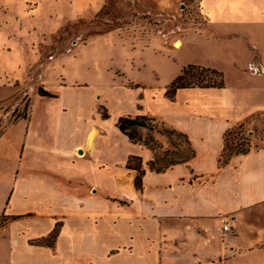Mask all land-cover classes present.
I'll return each instance as SVG.
<instances>
[{
	"label": "rangeland",
	"instance_id": "374dc122",
	"mask_svg": "<svg viewBox=\"0 0 264 264\" xmlns=\"http://www.w3.org/2000/svg\"><path fill=\"white\" fill-rule=\"evenodd\" d=\"M199 1L104 0L101 9L91 16L89 0H0V264L31 261L37 264V257L42 259L39 264H68L53 258L49 250L36 247L42 246V239L48 238L46 243L54 244L56 240L49 238L53 229L41 236L43 231L37 221V185L47 190L43 191L44 195L50 197V193L55 192L58 200H65L59 210L51 211L52 216L59 218L54 227L57 232H61L65 215L70 214L69 206L87 210L88 203L100 204L104 199L123 202L121 196L102 195L94 178L87 180L84 176V170L78 167L81 164L73 166L62 159L63 164L52 166L57 164V159L53 151L48 150L53 142L51 136L68 137L71 132V119L55 115L63 104L80 102L88 111L87 137L92 128L99 129L98 135L106 131L111 134L112 122L106 125L105 131L99 128L100 120L109 113L115 119L122 110L123 100L130 98L119 90L120 81L143 80L151 85H162L180 66L190 61H204L212 54L204 44L209 37L207 31L203 35L205 47L197 44V40L184 43L180 48L174 46L187 24L202 21L198 16ZM235 6L245 9L237 3ZM248 8V13L262 17L255 12V7L253 12L251 5H246ZM207 9H211V4ZM245 22L249 26H240L236 21L228 24L235 32L242 27L247 29L250 43L256 37L262 52L264 27H251L252 22ZM242 41L240 37L230 38L229 53L223 54L225 47H222L219 60L231 66L234 59L243 62L247 57L253 58L251 63H255L257 56L264 62V53L258 55L259 51L251 50L255 47L249 48L248 53V45ZM143 65L147 70L141 68ZM61 86L79 88L80 92L63 93L59 104L53 103V97L39 94L41 89L58 97L57 90ZM94 94L98 95L94 98ZM117 122L118 118L113 124L115 127ZM148 123L156 130L141 129L140 135L143 139L153 136L159 157L174 162L185 160L189 140L162 122ZM226 136L229 148L235 151L255 148L256 136L245 125L235 127ZM112 139L109 138L111 142ZM111 145V151L118 155L120 144ZM82 151L77 148L74 155L85 156ZM38 160L43 163L37 164ZM86 187L85 200L64 198L65 193L85 191ZM228 236L222 230L218 234V245H205L204 260L194 264H264V215L261 214L255 224L242 227L234 245L229 243Z\"/></svg>",
	"mask_w": 264,
	"mask_h": 264
},
{
	"label": "crops",
	"instance_id": "0c3cea01",
	"mask_svg": "<svg viewBox=\"0 0 264 264\" xmlns=\"http://www.w3.org/2000/svg\"><path fill=\"white\" fill-rule=\"evenodd\" d=\"M103 2L89 0L91 16L101 9ZM235 3L245 9L238 8ZM246 5H251L252 12L255 7V12L262 17L248 13ZM198 10L202 21L187 24L180 41L184 44L197 40V44L205 47L202 43L207 31L209 37L204 44L212 54L202 62L190 61L180 66L179 71L162 85H151L143 80L120 81L119 90L130 98L123 100L122 110L115 117L144 115L154 118L155 122H162L184 134L194 156L187 162L156 172L149 167L152 151L141 143L131 142L115 127L113 114L109 113L108 118L102 115L99 126L106 131V125L112 122V133L106 131V134L98 135L99 129L92 128L90 133L96 130V135L89 144L87 107L76 101H71L68 106L63 104L55 116L70 118L71 132L68 137L51 136L53 142L48 150L53 151L52 155L57 159V164L52 166L63 164L62 159L73 166L81 164L78 167L84 170V176L87 180L94 178L102 195L121 196L124 200L122 203L107 199L101 200L100 204L88 203L87 210L69 206L70 214L63 219L55 248L39 245L37 249L49 250L53 258L68 264H194L204 260L205 245H218L223 218L233 219V230L226 235H229V243L234 245L242 227L255 224L261 214L264 215V62L262 57L255 56L258 59L255 63H251L253 58L247 57L243 62L234 59L230 66L218 58L222 47H225L223 54L229 53L227 47L232 37L242 38L248 45V53L251 47H255L251 50L259 51L258 55L264 53V49L259 50L254 32V42L250 43L247 29L242 27L235 32L228 24L236 21L247 27L249 23L245 20H249L251 27H264V0H200ZM231 51L234 52V48ZM188 65L221 72L224 85L180 88L170 98L166 94L170 84ZM141 68L147 70L144 65ZM65 92L70 94L80 90L61 86L53 103H61ZM95 95L98 94L93 97ZM240 125L253 130L255 148L246 154L234 155L221 165L226 135ZM114 142L120 144L118 155L111 151ZM77 148L82 149L85 156L76 157ZM108 150L113 154L110 155ZM132 156L142 160V188L136 187L137 171L127 167ZM36 191L41 236L53 229L51 235L59 219L52 216L51 211L59 210L65 200H58L59 195L55 192H47L50 197L44 195L43 191L47 190L38 185ZM86 193L87 187L85 191L63 196H72L81 202ZM38 259L41 263L42 259ZM26 264H33V261Z\"/></svg>",
	"mask_w": 264,
	"mask_h": 264
},
{
	"label": "trees",
	"instance_id": "16d2710c",
	"mask_svg": "<svg viewBox=\"0 0 264 264\" xmlns=\"http://www.w3.org/2000/svg\"><path fill=\"white\" fill-rule=\"evenodd\" d=\"M217 81H219L217 83ZM224 85V78L223 74L217 70L205 68L196 65H188L182 70V73L170 84L167 95L172 98L176 91L180 88L192 87V86H200V87H222ZM39 94L43 97H53L56 98L54 94L39 90ZM104 118H108V114L103 115ZM148 122H155L154 118L144 116V115H137V116H122L118 119L116 126L118 129L125 134L129 140L133 143H141L145 145L148 149H150L153 153V159L149 162V167L151 170L156 172H163L167 170L172 165L177 163H184L189 161L194 156V150L191 146L188 148V156L182 162H174L173 160H167L165 158L159 157L157 153V141L153 138V136H147L146 138H142L140 135L141 129H148L149 131L156 130L155 126H152ZM181 136H186L182 133H178ZM225 150L223 154V158L221 160V165L226 164L233 155L237 154H246L249 152V148L245 147L244 149H237L236 151L232 148H229L227 144V136L225 138ZM229 152V153H228ZM127 167L130 169H134L137 171L136 176V187L142 188V177H143V170H142V160L140 157L132 156L129 159ZM58 232L56 229L50 235L49 238H56ZM47 239H42V245H49L53 246L54 242L46 243Z\"/></svg>",
	"mask_w": 264,
	"mask_h": 264
},
{
	"label": "built area",
	"instance_id": "2783aa9c",
	"mask_svg": "<svg viewBox=\"0 0 264 264\" xmlns=\"http://www.w3.org/2000/svg\"><path fill=\"white\" fill-rule=\"evenodd\" d=\"M222 230L224 232H231L233 230V219L232 218H223L222 219Z\"/></svg>",
	"mask_w": 264,
	"mask_h": 264
},
{
	"label": "bare ground",
	"instance_id": "6f19581e",
	"mask_svg": "<svg viewBox=\"0 0 264 264\" xmlns=\"http://www.w3.org/2000/svg\"><path fill=\"white\" fill-rule=\"evenodd\" d=\"M181 45H182V43H181L180 40L174 42V46H175L176 48H180ZM95 135H96V130H92V132H91L90 135L88 136V143H89V144H91V143L93 142ZM124 181H125V180H124Z\"/></svg>",
	"mask_w": 264,
	"mask_h": 264
}]
</instances>
